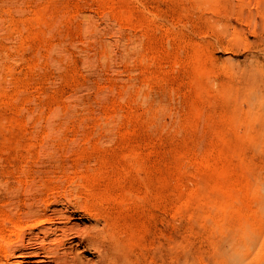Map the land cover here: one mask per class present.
Returning a JSON list of instances; mask_svg holds the SVG:
<instances>
[{"label":"rangeland","instance_id":"obj_1","mask_svg":"<svg viewBox=\"0 0 264 264\" xmlns=\"http://www.w3.org/2000/svg\"><path fill=\"white\" fill-rule=\"evenodd\" d=\"M33 197L117 264H264V0H0V219Z\"/></svg>","mask_w":264,"mask_h":264},{"label":"bare ground","instance_id":"obj_2","mask_svg":"<svg viewBox=\"0 0 264 264\" xmlns=\"http://www.w3.org/2000/svg\"><path fill=\"white\" fill-rule=\"evenodd\" d=\"M16 189L18 188L16 187ZM76 205H78L77 208L82 209L85 214L92 217L96 223L101 221L102 227L98 228L95 226L96 224L84 229L67 226L65 220L69 219V215L50 208L51 203L46 198L37 197H33L28 202L25 201L20 208L21 212L13 215V218L8 217V215L6 218H1L0 225H8L6 239L0 236V242L4 245V259L7 261L10 256H16L20 259L35 258L36 261H31L35 264L43 262H53L54 264H117L121 260V256L114 255L116 243L110 241L108 233L105 231V228L109 226L108 221L98 216L97 213L90 212L86 206L80 203ZM59 224H64L65 227ZM57 231H61V235L58 238L56 236L50 238ZM71 239L76 240V242L66 246ZM67 240L69 241L67 242ZM81 245L96 253L98 259L88 263L72 255L74 248ZM130 254V250H128L124 258H129Z\"/></svg>","mask_w":264,"mask_h":264}]
</instances>
